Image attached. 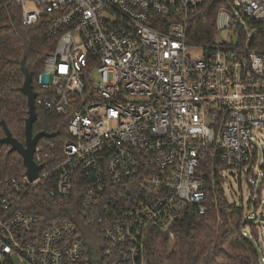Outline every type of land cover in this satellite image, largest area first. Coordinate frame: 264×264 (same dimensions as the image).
Masks as SVG:
<instances>
[{"label": "built area", "instance_id": "built-area-1", "mask_svg": "<svg viewBox=\"0 0 264 264\" xmlns=\"http://www.w3.org/2000/svg\"><path fill=\"white\" fill-rule=\"evenodd\" d=\"M222 1L201 42L192 36L205 0H9L23 25L46 17L56 38L34 105L64 118L67 136L58 150L52 137L37 141L34 180H0V264L73 263L85 254L83 230L104 264H146L150 228L173 238L187 204L205 211L217 161L224 179L230 169L256 186L264 0ZM42 181L64 208L44 223L23 203Z\"/></svg>", "mask_w": 264, "mask_h": 264}, {"label": "trees", "instance_id": "trees-1", "mask_svg": "<svg viewBox=\"0 0 264 264\" xmlns=\"http://www.w3.org/2000/svg\"><path fill=\"white\" fill-rule=\"evenodd\" d=\"M205 2L210 7L197 20L192 36L201 42L210 38L214 15L223 5L222 0ZM46 25V17L31 25H23L21 8L9 0H0V121L5 122L11 136L22 144L28 116L27 99L21 91L24 81L22 61L31 74L32 90L40 94L36 79L43 69L45 54L56 45V38L46 36ZM36 113L32 134L40 131L54 133L51 140L58 150L67 136L66 120L39 109ZM3 136L5 133L0 125V138ZM212 169L215 176H209L208 172L205 180V211L201 213L196 205L187 204L169 227L173 238L157 227L150 228L145 243L146 264H264L259 244V239L264 240V234L257 227V224H264L257 220L244 222L247 215H258L255 213L262 203L264 178L256 198L248 201L247 207L252 208L253 213L245 214L243 207L231 202L225 193V180L219 174L224 165L217 161ZM24 173L20 154L10 151L9 145L0 144V180ZM49 187V183L39 182L29 187L23 196L24 208L37 215L42 223L63 215L64 210L49 197ZM70 264L91 263L84 254Z\"/></svg>", "mask_w": 264, "mask_h": 264}, {"label": "water", "instance_id": "water-1", "mask_svg": "<svg viewBox=\"0 0 264 264\" xmlns=\"http://www.w3.org/2000/svg\"><path fill=\"white\" fill-rule=\"evenodd\" d=\"M22 70L24 73V81L21 87V91L26 96L28 107V116L25 119L24 126L25 142L24 144H22L15 138H13L6 127L5 122L0 121V125L5 133V136L0 138V144H7L10 146V151H16L20 154V156L22 157V163L25 168L26 175L28 176L29 180H34L37 177L39 170L42 168V164L37 165L33 160L34 147L40 138H51L55 134L45 131H40L34 135L32 134V124L37 117L36 108L34 105V98L36 96V93L32 90V77L28 70L25 68L24 61H22ZM256 220L264 224V215H252L251 217H245L244 222L252 223ZM82 238H84V245L86 248L85 254L88 261L91 264H104L102 258L96 259L94 257L95 246L97 243L100 245L101 243L99 241H89L84 230Z\"/></svg>", "mask_w": 264, "mask_h": 264}, {"label": "rangeland", "instance_id": "rangeland-1", "mask_svg": "<svg viewBox=\"0 0 264 264\" xmlns=\"http://www.w3.org/2000/svg\"><path fill=\"white\" fill-rule=\"evenodd\" d=\"M75 41L78 39L74 36ZM197 53V52H195ZM95 78V76H93ZM254 146L257 149L255 163L252 166L253 175L256 176V186L253 188L248 185L247 179L244 174L240 175L233 170L227 169L223 172L225 176L224 189L231 202H235L243 207L245 214L253 213L252 208L249 210L247 205L249 199L252 201L256 198V192L260 187L261 181L264 178V130L256 134L254 139ZM253 189V192H252ZM262 203L257 209L255 214L264 215V186L261 190ZM257 227L264 234V226L258 225ZM260 250L264 255V240L259 239Z\"/></svg>", "mask_w": 264, "mask_h": 264}, {"label": "flooded vegetation", "instance_id": "flooded-vegetation-1", "mask_svg": "<svg viewBox=\"0 0 264 264\" xmlns=\"http://www.w3.org/2000/svg\"><path fill=\"white\" fill-rule=\"evenodd\" d=\"M94 257L96 258V259H101L102 257H101V245L100 244H96V246H95V251H94Z\"/></svg>", "mask_w": 264, "mask_h": 264}]
</instances>
